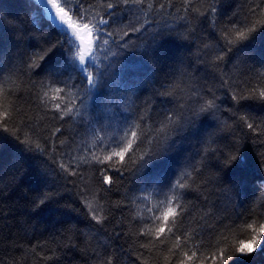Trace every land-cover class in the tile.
<instances>
[{"label":"trees","instance_id":"trees-1","mask_svg":"<svg viewBox=\"0 0 264 264\" xmlns=\"http://www.w3.org/2000/svg\"><path fill=\"white\" fill-rule=\"evenodd\" d=\"M109 2L117 7L105 17L110 19L105 27L115 35L97 52L99 88L85 99L79 75L63 66L69 55L64 48L36 59L40 67H28L29 58L57 39L37 0H0V113L8 110L13 117L8 127L15 124L21 138L26 133L45 149L26 152L0 127V264H101L108 257L113 264H212L218 242L239 247L264 223V100L258 91L239 104L232 98L264 88V26L258 24L235 45L225 39H235L228 29L264 20V0H192L203 15L186 12L183 0H171V7L168 0H152L154 9L165 4L160 11H149L147 4L125 8L119 0H78L77 10L105 15ZM141 24L140 32L130 31ZM54 65L61 67L52 73ZM41 82L76 85L71 91L80 93L79 114L53 121L52 115H59L53 105L67 98L56 94L45 107L36 95ZM166 89L170 95H161ZM197 93L204 101L215 98L218 110L201 114L179 134L169 132L168 154L138 170L132 160L155 149L157 130L168 116L180 120L190 115V105L198 107L193 105ZM242 115L259 126L256 131L239 119ZM56 127L61 130L53 137ZM129 127L139 139L123 162L113 158L114 168L111 162L70 163V157L78 161L93 152L103 158L117 143L133 139L131 132L125 137ZM61 162L75 173L63 172ZM193 165L200 173L191 187L175 190L186 211L179 223L171 217L165 223L161 207H175L167 201L170 185ZM105 169L111 184L103 183ZM45 193L52 198L37 207ZM85 196L103 206L101 223L91 219ZM226 264H264V246Z\"/></svg>","mask_w":264,"mask_h":264},{"label":"snow or ice","instance_id":"snow-or-ice-1","mask_svg":"<svg viewBox=\"0 0 264 264\" xmlns=\"http://www.w3.org/2000/svg\"><path fill=\"white\" fill-rule=\"evenodd\" d=\"M37 3L40 4L43 8L44 16L51 22L53 26H55L57 39L55 41L46 42V48L41 49V53L34 59L29 58L30 63L28 67L30 69L34 67H40L36 63V59L40 61H44L46 57H50V55H54L55 51L58 47L64 48L65 51L69 54L68 59L64 62V67L70 66L71 71L75 72L79 75L81 79V83L79 87L83 90L84 98L87 99L88 97L92 96L95 91L98 90L100 81L98 77L94 76L95 66L94 61L97 59L96 53L101 51V45H107L109 43L108 37H112L115 35L113 32L107 31L105 26L110 24V19L105 18L111 17L114 13L111 11L113 8L117 7L116 4L107 3L106 7L108 9L105 15H101L98 11H93L89 13L87 9L80 11L77 10V3L78 0H37ZM203 3V0H201ZM119 4L123 5L125 8H131L132 6H136L140 8V6L147 4V9L149 11L152 10H163L165 8V4L161 3L159 9H154V4L152 0H119ZM183 4L185 6V11H194L198 12L200 15H203L204 12L197 9L195 5L192 3V0H183ZM168 7H171V0H168ZM101 7H104V4H101ZM140 10H143L142 8ZM210 11L214 14L216 12L215 7H212ZM250 12L253 17L256 16V10L250 9ZM260 16L264 17V10L260 12ZM147 23V20H145ZM260 24L264 26V20L253 19L251 24H246L242 26L240 29H228V33H232L235 31V39H229L228 36H225V39L229 45H235V43L239 40H244L249 37V35L257 30V25ZM143 28V24L139 27L132 25L130 31L132 33L140 32ZM146 30V29H145ZM81 33H86L89 36L95 37L94 40H89L87 44L85 43L83 36ZM129 34L128 30L123 31V35L127 36ZM76 41H79V45H77ZM65 45L67 47L65 48ZM127 42H125V46ZM207 47V45H205ZM229 51L232 49L229 48ZM223 55H218L216 57L217 60H223ZM78 61V63H77ZM61 67L60 65H54L53 68L50 70L52 73H55L58 68ZM108 67H111L109 65ZM261 76H264V72L261 73ZM72 87H76V85H69L67 82L64 83L63 87L46 85L41 82L40 89L36 92L37 97L40 100L41 104H44L47 107V99H57V95L59 93H64V96L67 98V103L61 105L57 103L53 105V109L59 115H52L51 119L53 121H60L64 120L66 116H72L73 118L75 115L79 114V109L77 108L76 101L80 98V93H73L71 91ZM67 90V91H66ZM259 93V98L264 100V88L259 90L252 89L250 90L248 95L244 93H240L238 95H233V100L237 101L239 104L242 100L252 99L256 96V93ZM3 92L2 86H0V93ZM163 96L170 95V92L166 89L164 92L161 93ZM199 96V94H196ZM190 99H193L190 97ZM204 101L203 96H199L198 99H193V105H197L198 107H193L192 105L189 106L190 108V115L187 117H182L180 120L173 119L172 116L167 117V123L162 124V127L158 129V136L156 138V147L154 150L146 151L143 153L142 156L139 157V160L133 159V163H138V170L145 169L151 166L152 162L156 158H163L165 157L168 152L170 151L171 145L168 144V133L175 132L179 134L181 131L185 129V127H189L195 123V119L200 117L201 114L207 115H214V110H218L217 105L215 103V98L208 99ZM83 103V101H81ZM20 109H16V112H19ZM13 119L12 114L5 110L3 113H0V127L3 128L5 132H11L14 138L24 146V151L26 152H36L39 151L43 153L45 149L41 147L39 142H34L30 136L26 133L24 137L21 138L19 134V129L15 124L12 125L10 129L8 127V121ZM143 119V117H141ZM239 119L244 123H247V126L253 132L256 131V128L259 127L258 125H254L253 123H249L245 116H240ZM228 125L225 123L224 127ZM60 127H56L55 130L52 132V136L55 137L57 133L60 132ZM128 132H131V137L133 139H126L123 144L117 143L115 145V150L108 152L106 155L101 158L100 156L96 155L95 152L92 153L90 158L87 157H80L77 161V158L70 157V163L72 161L77 162V167L80 163H87L91 164L92 161H95L97 164H104L106 162H111L109 164V168H114L116 161L113 159L114 157H118L120 162H123L125 159V155L132 149V144L135 140L139 139L137 132L134 128L129 127L125 131V137L128 136ZM159 134H163V138H160ZM151 144L152 141L149 140ZM95 147V145H93ZM103 151V150H101ZM130 159H132L130 157ZM59 168L63 172H68L69 174H74L76 169L73 168L70 171L69 165L64 163L59 164ZM115 171L120 172V168H115ZM101 175L103 176V183L104 184H111L113 183L112 178L108 175V170H100ZM200 173V168L193 165L192 171L184 172L180 179L176 180L175 183L170 185V191L172 194L167 197V201L169 205L175 204V207H168L163 213V221L165 223L168 222L169 218H172V223L175 225L179 223L177 218H182L183 214L185 213L186 209L184 208L181 202V193L176 192V189L183 190L185 188L191 187V183L193 181L194 174ZM99 190V189H98ZM51 193H45L37 200V207L43 205L46 200L51 199ZM94 199V197H93ZM146 199V198H145ZM85 205L88 207L89 212L92 213L91 219L96 221L97 224L102 222L103 217L101 213L104 212V208L98 202L94 205L87 196L84 197ZM249 228L252 225L248 226ZM164 226H160L158 228L159 233L164 232ZM171 231V229H169ZM177 242L179 243L180 237H176ZM220 239L227 240L226 236H222ZM264 246V223L259 225V229L256 231L255 235H252L247 240H241L239 247H234L229 249L227 245L224 247L219 246V242L217 244V252L212 253L211 260L212 264H226V261L230 260L232 256L239 254L242 256H250L252 253L256 252L258 247ZM195 252H193V256H195ZM101 264H113L112 258L108 257L107 260H102Z\"/></svg>","mask_w":264,"mask_h":264},{"label":"rangeland","instance_id":"rangeland-1","mask_svg":"<svg viewBox=\"0 0 264 264\" xmlns=\"http://www.w3.org/2000/svg\"><path fill=\"white\" fill-rule=\"evenodd\" d=\"M81 35L83 36V39H84L86 42H88L89 40H94V39H95L93 36H89V35H87L86 33H81ZM76 43H77V41H76ZM77 45H79V44L77 43ZM96 56H98L97 53H96ZM77 63H78V61H77ZM95 63H96V60L94 61V64H95ZM166 209H167L166 206L161 207V210H162L163 213H164V211H165Z\"/></svg>","mask_w":264,"mask_h":264},{"label":"water","instance_id":"water-1","mask_svg":"<svg viewBox=\"0 0 264 264\" xmlns=\"http://www.w3.org/2000/svg\"><path fill=\"white\" fill-rule=\"evenodd\" d=\"M85 41V40H84ZM78 43H79V41H78ZM85 43L87 44V42L85 41Z\"/></svg>","mask_w":264,"mask_h":264},{"label":"bare ground","instance_id":"bare-ground-1","mask_svg":"<svg viewBox=\"0 0 264 264\" xmlns=\"http://www.w3.org/2000/svg\"><path fill=\"white\" fill-rule=\"evenodd\" d=\"M77 43H78V41H77ZM79 44V43H78Z\"/></svg>","mask_w":264,"mask_h":264}]
</instances>
